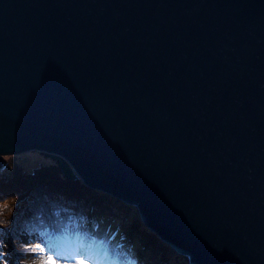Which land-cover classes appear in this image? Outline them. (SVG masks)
Returning <instances> with one entry per match:
<instances>
[{
    "label": "water",
    "instance_id": "water-1",
    "mask_svg": "<svg viewBox=\"0 0 264 264\" xmlns=\"http://www.w3.org/2000/svg\"><path fill=\"white\" fill-rule=\"evenodd\" d=\"M35 150L189 264H264V0H0V157Z\"/></svg>",
    "mask_w": 264,
    "mask_h": 264
},
{
    "label": "trees",
    "instance_id": "trees-1",
    "mask_svg": "<svg viewBox=\"0 0 264 264\" xmlns=\"http://www.w3.org/2000/svg\"><path fill=\"white\" fill-rule=\"evenodd\" d=\"M13 156L0 157V264H28L31 247L22 236L47 234L57 240L80 228L105 219L120 232L127 256L134 251L149 253L155 264H183L185 258L148 230L139 216L131 215V207L108 193L92 189L81 179L67 180L57 163L47 158L33 171L24 170ZM130 220L131 236L116 227Z\"/></svg>",
    "mask_w": 264,
    "mask_h": 264
},
{
    "label": "rangeland",
    "instance_id": "rangeland-1",
    "mask_svg": "<svg viewBox=\"0 0 264 264\" xmlns=\"http://www.w3.org/2000/svg\"><path fill=\"white\" fill-rule=\"evenodd\" d=\"M6 156L17 159L27 172L33 171L41 163H47V158H43L36 150ZM130 207L131 215L134 218L139 216L136 208L131 205ZM122 225L116 228L131 236L133 224L130 220H124ZM70 233L62 240L49 237L47 234L40 237L23 235L22 243L31 247L26 255L28 264H75L77 258L86 259L88 264H155L154 257L146 252L137 250L129 253V256L124 254L128 250L124 246L121 247L123 237L120 232L114 231L113 223L108 220L101 219L94 224V227L86 226L83 230L75 229ZM170 251L176 253L173 249ZM166 264L171 263L166 262ZM183 264H189L187 258Z\"/></svg>",
    "mask_w": 264,
    "mask_h": 264
},
{
    "label": "snow or ice",
    "instance_id": "snow-or-ice-1",
    "mask_svg": "<svg viewBox=\"0 0 264 264\" xmlns=\"http://www.w3.org/2000/svg\"><path fill=\"white\" fill-rule=\"evenodd\" d=\"M49 259H51V257ZM75 264H88V261L86 259H83V258H77L75 260Z\"/></svg>",
    "mask_w": 264,
    "mask_h": 264
},
{
    "label": "bare ground",
    "instance_id": "bare-ground-1",
    "mask_svg": "<svg viewBox=\"0 0 264 264\" xmlns=\"http://www.w3.org/2000/svg\"><path fill=\"white\" fill-rule=\"evenodd\" d=\"M116 199H118V198H116ZM119 200V199H118ZM80 225H78V226H76V229H78V227H79ZM91 227H94V225L92 224V225H90ZM79 230H83V228L82 229H79ZM96 231V230H95Z\"/></svg>",
    "mask_w": 264,
    "mask_h": 264
}]
</instances>
